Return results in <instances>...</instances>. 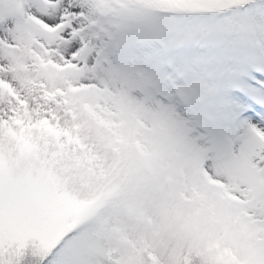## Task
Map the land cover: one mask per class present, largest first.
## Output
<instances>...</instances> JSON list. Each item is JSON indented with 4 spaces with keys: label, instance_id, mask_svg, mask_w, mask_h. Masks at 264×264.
Listing matches in <instances>:
<instances>
[{
    "label": "snow or ice",
    "instance_id": "6c2138e0",
    "mask_svg": "<svg viewBox=\"0 0 264 264\" xmlns=\"http://www.w3.org/2000/svg\"><path fill=\"white\" fill-rule=\"evenodd\" d=\"M0 264H264V0H0Z\"/></svg>",
    "mask_w": 264,
    "mask_h": 264
}]
</instances>
